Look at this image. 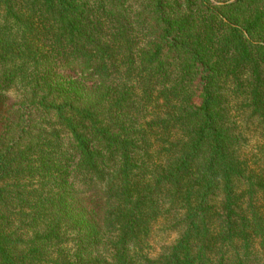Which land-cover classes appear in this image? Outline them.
Returning <instances> with one entry per match:
<instances>
[{
    "label": "trees",
    "instance_id": "trees-1",
    "mask_svg": "<svg viewBox=\"0 0 264 264\" xmlns=\"http://www.w3.org/2000/svg\"><path fill=\"white\" fill-rule=\"evenodd\" d=\"M0 264H264V0H0Z\"/></svg>",
    "mask_w": 264,
    "mask_h": 264
}]
</instances>
